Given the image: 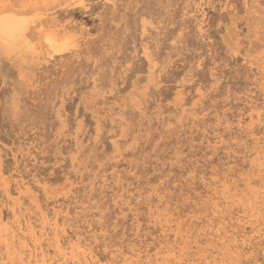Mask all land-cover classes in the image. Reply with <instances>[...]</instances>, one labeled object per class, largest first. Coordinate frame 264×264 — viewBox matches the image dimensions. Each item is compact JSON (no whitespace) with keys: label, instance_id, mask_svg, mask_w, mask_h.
Wrapping results in <instances>:
<instances>
[{"label":"rangeland","instance_id":"1","mask_svg":"<svg viewBox=\"0 0 264 264\" xmlns=\"http://www.w3.org/2000/svg\"><path fill=\"white\" fill-rule=\"evenodd\" d=\"M0 264H264V0H0Z\"/></svg>","mask_w":264,"mask_h":264}]
</instances>
